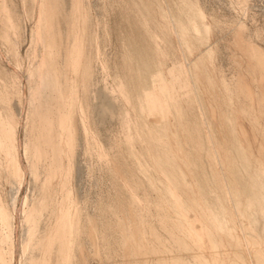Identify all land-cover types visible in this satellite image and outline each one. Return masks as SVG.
Returning <instances> with one entry per match:
<instances>
[{
	"label": "rangeland",
	"instance_id": "1",
	"mask_svg": "<svg viewBox=\"0 0 264 264\" xmlns=\"http://www.w3.org/2000/svg\"><path fill=\"white\" fill-rule=\"evenodd\" d=\"M79 1L78 23L71 0L54 17L70 132L27 92L38 85L27 68L45 58L29 50L38 4L0 0V210L15 218L5 242L0 214L5 264L26 244L22 264H264V0ZM73 40L77 72L63 53Z\"/></svg>",
	"mask_w": 264,
	"mask_h": 264
},
{
	"label": "bare ground",
	"instance_id": "2",
	"mask_svg": "<svg viewBox=\"0 0 264 264\" xmlns=\"http://www.w3.org/2000/svg\"><path fill=\"white\" fill-rule=\"evenodd\" d=\"M35 3H37L38 4V6H37V8H38V10H36V11H38V13L36 14V16H37V20H36V22L34 21V25H33V27H31L32 29H30V31H31V46H30V53H31V57H32V59L34 60V58L36 57V55H37V48L39 47V48H41V54L43 55V56H45V58L43 59L42 58V62L40 61V63L38 62V64H37V66H35V65H33V63L34 62H32L31 61V66H29L28 68H27V76H25L26 78H27V83H30L31 82V80L33 79V77L34 78H36V80L38 81V85L37 86H35L33 89H32V85L30 86L31 87V89H32V91L30 90V91H28L27 89V92H31V97H30V95H29V98H31V100H30V102H32L33 103V101H36L37 102V104H40V105H42L41 107H46V108H49L50 107V105L52 104L53 106H56V108H58L57 110H56V112L57 111H59L60 112V114H63V115H59V118H57L58 119V123H59V125H57V126H59L57 129L59 130V128L60 127H62V128H68L69 129V131L71 130L69 127H67V124H68V119H67V115H64L65 114V112H66V110L71 106V102H72V98H74L73 97V93H74V90L72 91V89L69 87L70 85H68V84H65L64 86H63V82L64 81H67L66 80V75H63L62 73L60 74L59 73V71L57 70V67H56V63H57V58H58V53H57V48H58V46H59V44H58V32L54 29L55 27H54V17H55V9H56V6H57V4H59V0H33ZM72 2H71V10H70V14H69V16H68V18H69V23H70V25H72L73 26V24L75 23V21L77 20L76 19V17H78V12L80 11V9H81V2L82 1H79V0H71ZM62 2V1H61ZM61 5H62V3H61ZM4 6V5H3ZM59 6V5H58ZM83 7V6H82ZM86 8V7H85ZM57 9H58V7H57ZM60 9H61V7H60ZM62 9H63V7H62ZM67 9V8H66ZM6 10V9H5ZM84 10V9H83ZM61 11V10H60ZM63 11V10H62ZM68 11V10H67ZM58 12H59V10H58ZM57 12V13H58ZM83 12V11H82ZM6 13H7V11H6ZM61 14H64V13H62L61 12ZM79 14H81V13H79ZM7 15V14H6ZM67 15V14H66ZM64 16H65V14H64ZM64 16H61V17H64ZM84 16V15H83ZM83 16H81V17H83ZM169 16V15H168ZM8 16H6V18H7ZM67 17V16H66ZM58 18V17H57ZM36 19V18H35ZM59 19H60V17L58 18V20L57 21H59ZM81 19V18H80ZM62 20V19H61ZM79 20V19H78ZM83 20H85V18L84 19H82V21ZM7 21H8V19H7ZM61 22V21H60ZM68 22V21H67ZM77 23H78V21H76ZM64 23H66V22H64ZM78 25V24H77ZM84 25V24H83ZM32 26V25H31ZM58 26H59V23H58ZM60 26H61V24H60ZM60 26H59V28H60ZM76 26V25H75ZM67 27V26H66ZM78 27V26H77ZM84 27V26H83ZM70 28V27H69ZM73 28V27H72ZM63 29V28H62ZM12 30V29H11ZM67 31H68V28L66 29ZM72 30V29H71ZM78 30V29H77ZM64 31H65V29H64ZM69 32V31H68ZM61 33H62V31H61ZM64 33V32H63ZM66 33V32H65ZM76 33H78V32H76ZM75 32H73V35L74 34H76ZM81 34V33H80ZM60 35V34H59ZM65 35V34H64ZM66 35H67V33H66ZM66 35H65V37L63 36V38H66ZM77 35V34H76ZM61 37H62V35H60ZM59 36V37H60ZM68 37V36H67ZM77 37V36H76ZM83 37V36H82ZM60 39V41L62 40L61 38H59ZM81 38H79V40H80ZM62 42H64V41H62ZM66 42V41H65ZM64 42V43H65ZM68 42V41H67ZM66 42V43H67ZM78 41H76V40H73V42H72V44H71V46L69 47V46H67L65 49V51L63 52L64 53V58L67 60V65H68V68H71V69H75V67L77 66V64L79 63V61L77 62V60L79 59V57H82V56H80V54L82 53V51L80 50V48H79V46H78V43H77ZM80 42H81V40H80ZM15 43V42H14ZM63 44V43H62ZM81 44V43H80ZM65 45V44H64ZM66 45H68V44H66ZM81 46H83V44L81 45ZM62 47V46H61ZM69 47V48H68ZM16 48V47H15ZM64 49V48H63ZM82 50H83V48H81ZM15 53H16V51H15ZM83 54V53H82ZM15 56V55H14ZM41 56V55H40ZM43 56H41V57H43ZM63 57V56H62ZM61 57V58H62ZM17 58V57H16ZM40 58V57H39ZM60 58V59H61ZM21 59V58H20ZM31 59V58H30ZM83 59V58H82ZM36 60V59H35ZM83 61V60H82ZM81 61V62H82ZM15 62H17V60L15 61ZM28 62H30V60L28 61ZM61 62V61H60ZM76 62H77V64H76ZM80 62V63H81ZM19 63V62H18ZM36 63V62H35ZM62 63V62H61ZM64 63H66V62H64ZM16 64V63H15ZM25 64V63H24ZM30 64V63H29ZM28 64V65H29ZM83 64V63H82ZM87 64V63H86ZM20 65H21V63H20ZM18 67H19V65H17ZM24 67V66H23ZM64 67H65V65H64ZM13 68H15V67H13ZM79 68H80V66H79ZM84 69V67H81V69ZM18 69V68H17ZM17 69H15V70H17ZM71 69H69V70H71ZM25 70H26V68H25ZM62 70H64V69H62ZM87 70H88V68H87ZM75 72H77L76 71V69L74 70ZM90 71V70H89ZM88 71V72H89ZM26 72V71H25ZM69 72H71V71H69ZM89 74H90V72H89ZM19 76V75H18ZM88 76V75H87ZM86 77V76H85ZM23 80V79H22ZM34 81V82H37V81ZM20 81V80H19ZM24 81V80H23ZM25 81V82H26ZM71 81V80H70ZM33 82V81H32ZM31 82V83H32ZM85 82V81H84ZM26 83V84H27ZM30 83V84H31ZM67 83V82H66ZM71 84V83H70ZM85 84V83H84ZM28 85V84H27ZM26 85V86H27ZM23 86H25V85H23ZM29 87V86H28ZM24 88V87H23ZM73 88V87H72ZM23 91V90H22ZM24 93H22V95H23ZM26 94V93H25ZM27 95V96H28ZM23 97H24V95H23ZM24 98H27V97H24ZM23 98V99H24ZM28 99H26V100H28ZM74 100V99H73ZM21 101V100H20ZM23 101H25V100H23ZM21 103H24V102H21ZM32 103L30 104V106L32 105ZM27 103H26V107H27ZM21 106V105H20ZM23 106V105H22ZM21 106V107H22ZM36 106V105H35ZM32 107V106H31ZM36 107H38V106H36ZM35 107V108H36ZM34 108V109H35ZM52 108V107H51ZM54 108V107H53ZM30 109V108H29ZM28 109V110H29ZM42 109V108H41ZM70 109V108H69ZM40 109H37V110H35V111H39ZM46 110V109H45ZM53 110V109H52ZM31 111H33V110H31ZM41 111V110H40ZM54 111V110H53ZM72 111V110H71ZM70 111V112H71ZM56 112H54V113H56ZM30 113H32V112H30ZM30 113H28V114H30ZM33 113H35V112H33ZM32 113V114H33ZM73 113V112H72ZM27 113L25 114L26 116L28 115ZM31 114V115H32ZM41 114V113H40ZM59 114V113H58ZM37 115V114H36ZM35 115V116H36ZM39 115V114H38ZM44 116H46V113H44L43 114ZM42 115V116H43ZM70 115H71V117H72V115L73 114H71L70 113ZM29 116V115H28ZM26 117V119L28 118L29 119V117ZM33 117H34V115H32ZM32 116H30V117H32ZM43 116V119H46L45 117ZM53 116V115H52ZM69 116V115H68ZM23 117V116H22ZM38 117V116H37ZM40 117H41V115H40ZM58 117V116H57ZM35 119V118H34ZM54 120H55V118H53ZM53 119H51V120H53ZM70 119V118H69ZM72 119V118H71ZM18 120V119H17ZM48 120H49V117H48ZM54 120L53 121H51V122H54ZM4 121V119L3 118H1V115H0V127H1V125H2V127L4 128L5 126H3V123L5 122H3ZM28 121V120H27ZM34 121V120H33ZM41 121H43L42 119H41ZM50 121V120H49ZM73 121V120H72ZM19 122V121H18ZM35 123V122H34ZM47 122H45V124H46ZM57 123V124H58ZM19 124V123H18ZM48 124V123H47ZM46 124V125H47ZM49 124H50V122H49ZM48 124V125H49ZM53 124V123H52ZM47 125V126H48ZM55 125V124H54ZM7 126V125H6ZM50 126V125H49ZM56 126V125H55ZM68 126H70L69 124H68ZM51 127H53V126H51ZM3 128H1V129H3ZM6 129H8V128H6ZM15 130V129H14ZM14 130H7L8 131V134H10L9 136L11 137L12 135H14L15 133H14ZM57 130V131H58ZM61 130V129H60ZM7 131H5L6 133H7ZM56 131V130H55ZM56 131V132H57ZM2 132H3V130H2ZM4 132V133H5ZM48 131H46V133H47ZM50 132V131H49ZM48 132V133H49ZM55 132V133H56ZM59 132V131H58ZM71 132V131H70ZM69 132V133H70ZM172 133V132H171ZM50 134V133H49ZM60 134V133H59ZM5 135H7V134H5ZM57 135V134H56ZM61 135V134H60ZM66 135V134H65ZM65 135H63L62 136V138L65 136ZM68 135H70V134H68ZM47 135H45V137H46ZM51 136H53V135H51ZM9 137V138H10ZM70 137H72V135L70 136ZM70 137H67V135H66V138L64 139H62L63 140V142H64V140H65V142L64 143H66V144H68V145H70V144H72L71 142H70V140H71V138ZM47 138V137H46ZM46 138H44V139H46ZM48 138L51 140V139H53L54 138V136H53V138H50V136H48ZM57 138H59V137H57ZM70 138V139H69ZM54 139H56V138H54ZM59 139H61V138H59ZM4 140V139H3ZM7 140V139H6ZM11 140V139H10ZM9 140V141H10ZM62 140L60 141V143L59 144H61V142H62ZM11 141H14V139H13V137H12V140ZM57 141V140H56ZM55 141V142H56ZM72 141V140H71ZM49 142V141H48ZM54 142V141H53ZM8 143H10V142H8ZM14 144H15V142H13ZM13 144V145H14ZM46 144H48V143H46ZM5 145V144H4ZM9 145V144H8ZM11 145V144H10ZM33 145V144H32ZM35 145V147H36V145L37 146H39L38 145V143H36V144H34ZM49 145V144H48ZM52 145V144H51ZM54 145V144H53ZM73 145V144H72ZM1 146H2V144H1ZM16 146H18V145H15V147ZM44 146V145H43ZM58 146H60V145H58ZM57 145L56 146H54V148H53V150H56L57 148H59ZM61 146H64V145H61ZM67 146V145H66ZM9 147V146H8ZM29 147H31V146H29ZM29 147H28V149H27V146L25 147V149H24V154L26 155L25 157L28 159L29 158V160H32L33 158H35V157H39V152L37 151V150H31V149H29ZM40 147V146H39ZM53 147V146H52ZM4 148H6V146L5 147H3V150H5ZM37 148V147H36ZM41 148V147H40ZM44 148V147H43ZM65 148H67V147H65ZM64 148V149H65ZM10 149V148H9ZM13 149V148H12ZM19 149V148H18ZM52 149V148H51ZM6 150H8V148H6ZM67 150V149H66ZM65 150V151H66ZM11 151V150H10ZM40 151V150H39ZM42 151V150H41ZM46 151V150H45ZM72 151H73V149H72ZM72 151H70V152H72ZM7 152V151H6ZM18 152V151H17ZM42 153H44V152H42ZM66 153V152H65ZM71 154V153H70ZM10 155V154H9ZM15 155H16V153H15ZM44 155V154H43ZM7 156H8V153H7ZM12 156V155H11ZM20 156V155H19ZM9 157V156H8ZM67 157V156H66ZM13 158V157H12ZM18 158V157H17ZM31 158V159H30ZM68 159H70V158H68ZM28 160V161H29ZM39 160H40V158H39ZM32 161H34V160H32ZM156 162V161H155ZM29 163V162H28ZM38 164V163H37ZM36 164V165H37ZM55 164V163H54ZM58 163H56V166H58L57 165ZM155 164H157V163H155ZM28 165V164H27ZM32 166H34V163H33V165ZM160 166V165H159ZM35 168V167H34ZM36 168H37V166H36ZM58 168V167H57ZM28 169V168H27ZM173 169V168H172ZM16 170H20V169H16ZM36 170V169H35ZM27 171V170H26ZM57 171V170H56ZM178 171V170H177ZM17 172V171H16ZM37 172V171H36ZM180 172V171H179ZM35 173V172H34ZM37 174V173H36ZM35 178V177H34ZM51 178V177H50ZM51 180V179H50ZM175 180V179H174ZM52 181V180H51ZM49 182V181H48ZM250 184H252L251 183V181L249 182ZM256 183V182H255ZM173 184V183H172ZM256 185H257V183H256ZM247 186V185H246ZM263 186V185H262ZM174 187H176V186H174ZM248 187V186H247ZM177 188V187H176ZM263 188V187H262ZM246 190H249V189H246ZM170 191H171V189H170ZM249 192H250V190H249ZM247 194V193H246ZM169 195H171V197H172V194H169ZM174 195V194H173ZM174 197V196H173ZM172 197V198H173ZM176 197V196H175ZM255 197V196H254ZM263 197H264V195H263ZM41 199H43V198H41ZM175 199V198H174ZM177 199V198H176ZM255 200H257L256 199V197L254 198ZM23 202H24V200H23ZM42 202V201H41ZM40 202V203H41ZM175 203H177V201H174ZM34 205H36V203L34 204ZM33 206V205H32ZM13 208H14V206H13ZM42 206L41 205H39L38 204V202H37V207H34L33 206V208H31L30 210H28L26 213H25V216H24V220L26 221V223L28 224V226H27V231H28V234H29V237H31L32 236V234H33V232L35 231V224L37 225V222H38V220H37V218L38 217H40L39 216V214L41 213V211H42ZM17 211V210H16ZM25 211V210H24ZM20 212V211H19ZM0 214L2 215V219H1V229H2V231L4 232V234L2 235L3 236V239H2V237H1V239L2 240H4L5 242H13L12 241V231L14 230V221H15V218H14V216L13 215H11V216H9L8 214H5L2 210H0ZM17 215V214H16ZM191 215H193V214H191ZM191 215H189V217L191 216ZM183 216H187V215H184L183 214ZM192 217V216H191ZM184 218V217H183ZM186 218V217H185ZM187 218H188V216H187ZM20 219V218H19ZM39 219V218H38ZM37 221V222H36ZM199 222V221H198ZM193 223H194V221H193ZM218 223H219V221H218ZM195 225H197L196 223H194ZM194 224H193V226H194ZM22 226V225H21ZM193 228V227H192ZM193 229H195V230H197L196 228H195V226H194V228ZM205 229V228H204ZM199 230H201V229H199ZM194 231V230H193ZM205 231H206V229L204 230V234H206L205 233ZM14 232V231H13ZM195 232H198V231H195ZM198 233H201L200 231L198 232ZM197 233V234H198ZM196 236V235H195ZM200 236V235H199ZM202 236V235H201ZM24 237V236H23ZM197 237V236H196ZM14 241H15V239H14ZM243 241V240H242ZM3 242V241H2ZM49 242V241H48ZM47 242V243H48ZM52 242V241H51ZM51 242H49V243H51ZM243 242H245V241H243ZM15 245H16V242L14 243ZM52 244V243H51ZM244 245H245V243H243ZM5 245H7V244H5ZM9 245V244H8ZM15 245H12V246H15ZM11 246V245H10ZM9 246V247H10ZM28 246H29V244L27 245H25V246H20V251H19V257L17 258V256L15 255V257H14V255H13V251L11 252V251H9V253L8 254H10V256H9V258H10V263L9 264H16V262L18 263V264H22V263H24V252H25V250H27V248H28ZM32 246V245H31ZM15 247H17V246H15ZM46 247H47V244H46ZM48 247H49V245H48ZM12 248V247H11ZM8 249V248H7ZM29 249V248H28ZM245 249V248H244ZM17 250V249H16ZM18 251V250H17ZM4 252H7V251H4ZM4 252L0 249V261H1V263L2 264H5V262H6V260H7V255L6 254H4ZM17 253V252H16ZM17 254V255H18ZM5 255L7 256V257H5ZM5 258H6V260H5ZM46 262V261H45ZM7 264V263H6Z\"/></svg>",
	"mask_w": 264,
	"mask_h": 264
}]
</instances>
